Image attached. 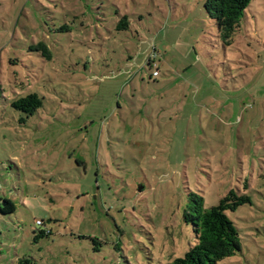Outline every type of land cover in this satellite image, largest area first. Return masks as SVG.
I'll list each match as a JSON object with an SVG mask.
<instances>
[{"label": "rangeland", "instance_id": "1", "mask_svg": "<svg viewBox=\"0 0 264 264\" xmlns=\"http://www.w3.org/2000/svg\"><path fill=\"white\" fill-rule=\"evenodd\" d=\"M204 3L0 0V264H167L230 191L219 264H264V0L228 43Z\"/></svg>", "mask_w": 264, "mask_h": 264}, {"label": "trees", "instance_id": "2", "mask_svg": "<svg viewBox=\"0 0 264 264\" xmlns=\"http://www.w3.org/2000/svg\"><path fill=\"white\" fill-rule=\"evenodd\" d=\"M251 1L205 0V13L209 19L214 21L219 37L226 43L232 40L237 25ZM127 28L126 17H122L117 23L116 29L120 31ZM39 47L41 46L38 45ZM45 52L47 51L45 50ZM147 65L151 68L153 62L148 60ZM11 106L31 116L41 107V100L36 94H29L14 101ZM249 202L250 199L246 195L230 191L216 206L207 210L204 207L203 198L191 193L188 197L183 220L192 227L194 245L182 258H177L167 264H219L225 258L233 256L240 250L239 233L234 224L226 217L225 212L235 211ZM14 211L15 206L11 201H0V213L2 215H9ZM43 225L41 222V226ZM48 235L49 232L43 231L39 234L40 237Z\"/></svg>", "mask_w": 264, "mask_h": 264}, {"label": "built area", "instance_id": "3", "mask_svg": "<svg viewBox=\"0 0 264 264\" xmlns=\"http://www.w3.org/2000/svg\"><path fill=\"white\" fill-rule=\"evenodd\" d=\"M152 76H153V77H158V72H157V71H153ZM36 225H37V226H38V225H41V222H40V221H37V222H36Z\"/></svg>", "mask_w": 264, "mask_h": 264}]
</instances>
